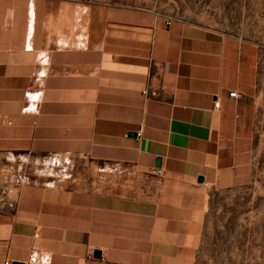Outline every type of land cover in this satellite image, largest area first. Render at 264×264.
I'll return each mask as SVG.
<instances>
[{
	"label": "crops",
	"instance_id": "obj_1",
	"mask_svg": "<svg viewBox=\"0 0 264 264\" xmlns=\"http://www.w3.org/2000/svg\"><path fill=\"white\" fill-rule=\"evenodd\" d=\"M194 3L0 0V157L79 156L140 186L1 179L0 264H195L208 189L248 163L260 49L214 29L234 10L217 20Z\"/></svg>",
	"mask_w": 264,
	"mask_h": 264
},
{
	"label": "rangeland",
	"instance_id": "obj_2",
	"mask_svg": "<svg viewBox=\"0 0 264 264\" xmlns=\"http://www.w3.org/2000/svg\"><path fill=\"white\" fill-rule=\"evenodd\" d=\"M194 7L197 14L210 9L217 20L233 19L230 13L234 10V27L214 29L253 42L260 49L251 89L255 134L248 163L235 185L208 189L195 264H264V0H196ZM2 164L8 167L0 171V180L14 182L15 191L28 183L88 193L140 187L135 179L126 183L129 177L113 166L68 154L14 152L0 157V169Z\"/></svg>",
	"mask_w": 264,
	"mask_h": 264
},
{
	"label": "built area",
	"instance_id": "obj_3",
	"mask_svg": "<svg viewBox=\"0 0 264 264\" xmlns=\"http://www.w3.org/2000/svg\"><path fill=\"white\" fill-rule=\"evenodd\" d=\"M169 24L170 23L168 22V25ZM229 97L231 99H240L242 97V94H240V93H238L236 91L235 92H230L229 93ZM214 107H215V109H219L220 108V103H219L218 100H215ZM138 136H140V135H138ZM151 175L152 176H155V177H162L163 176V171L161 169H155V170H153L151 172ZM35 263H37V256L36 255H33L31 257V259H30V264H35ZM5 264H12V263L6 261Z\"/></svg>",
	"mask_w": 264,
	"mask_h": 264
},
{
	"label": "water",
	"instance_id": "obj_4",
	"mask_svg": "<svg viewBox=\"0 0 264 264\" xmlns=\"http://www.w3.org/2000/svg\"><path fill=\"white\" fill-rule=\"evenodd\" d=\"M133 136H136V135H133ZM158 167H160V161L158 163ZM204 180L203 179H199V183H203ZM95 258H100L101 257V253L100 252H95L94 254ZM13 264H22V263H13Z\"/></svg>",
	"mask_w": 264,
	"mask_h": 264
}]
</instances>
